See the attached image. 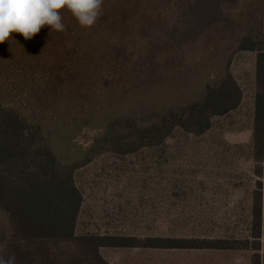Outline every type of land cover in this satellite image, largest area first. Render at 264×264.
Returning a JSON list of instances; mask_svg holds the SVG:
<instances>
[{
    "label": "trees",
    "instance_id": "1",
    "mask_svg": "<svg viewBox=\"0 0 264 264\" xmlns=\"http://www.w3.org/2000/svg\"><path fill=\"white\" fill-rule=\"evenodd\" d=\"M61 15L65 31L45 25L31 41L14 32L0 44V256L14 255L15 264H111L102 247L233 248L79 234L84 198L74 176L104 144L125 154L164 143L176 127L209 130L242 102L231 71L241 51L257 52L254 140L262 161L264 0H103L91 27L70 10ZM154 95L168 101L149 109ZM88 128L100 132L85 148L77 139ZM262 190L259 181L256 237ZM254 260L260 264V253Z\"/></svg>",
    "mask_w": 264,
    "mask_h": 264
},
{
    "label": "rangeland",
    "instance_id": "2",
    "mask_svg": "<svg viewBox=\"0 0 264 264\" xmlns=\"http://www.w3.org/2000/svg\"><path fill=\"white\" fill-rule=\"evenodd\" d=\"M231 71L241 105L214 117L209 130L176 127L164 143L125 154L104 144L74 177L84 198L79 234L185 237L234 247H102L111 264H255L257 253L264 264V152L258 160L254 140L257 52L236 53ZM161 101L168 100L150 96L146 106ZM99 132L85 129L78 144L89 147ZM259 181L263 218L256 237L252 209Z\"/></svg>",
    "mask_w": 264,
    "mask_h": 264
},
{
    "label": "clouds",
    "instance_id": "3",
    "mask_svg": "<svg viewBox=\"0 0 264 264\" xmlns=\"http://www.w3.org/2000/svg\"><path fill=\"white\" fill-rule=\"evenodd\" d=\"M103 0H0V44L20 33L31 41L45 25L51 30L65 31L61 10H70L82 27L93 26L102 13ZM0 264H15V256Z\"/></svg>",
    "mask_w": 264,
    "mask_h": 264
},
{
    "label": "crops",
    "instance_id": "4",
    "mask_svg": "<svg viewBox=\"0 0 264 264\" xmlns=\"http://www.w3.org/2000/svg\"><path fill=\"white\" fill-rule=\"evenodd\" d=\"M241 105V104H240ZM254 112H255V105H254ZM113 264H116L114 260H111Z\"/></svg>",
    "mask_w": 264,
    "mask_h": 264
}]
</instances>
